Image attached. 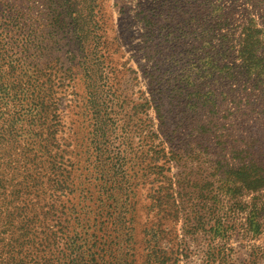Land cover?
I'll list each match as a JSON object with an SVG mask.
<instances>
[{"label": "rangeland", "instance_id": "374dc122", "mask_svg": "<svg viewBox=\"0 0 264 264\" xmlns=\"http://www.w3.org/2000/svg\"><path fill=\"white\" fill-rule=\"evenodd\" d=\"M208 1L211 18L207 16L196 23L194 36L185 40L190 44L195 39L193 43L204 49V54L211 53L210 83L221 106L217 113L211 109V119H198L203 124L211 122L207 133L199 136L200 147L191 143V126L181 123L179 133L185 148L180 164L171 167L174 181L179 174L186 179L176 196L178 219L175 225L163 226L172 227L159 242L163 258L151 260H164L167 264L175 260L176 264H264V179H257L264 178V0ZM145 3L146 0H0V38L6 39L2 41L6 45L1 56L4 59L0 62L4 64L1 74L7 86L19 85L28 95L54 91L52 101L58 106L64 127L60 136L65 144L62 149L67 153L65 159L76 162L75 166L67 165L73 187L69 204L76 205L85 197L83 189L76 185L82 165L73 158L78 151L74 133L79 107L88 98L87 93L93 97L92 84L96 86V77L92 75L90 81L84 82L81 76L79 50L69 33L70 12L73 9L80 16L83 53L89 61L99 59L94 71L105 75L101 83L97 82L96 103L110 98L106 90L116 91L126 112L133 115L130 109L135 103H140L143 97L150 99V88L142 75L147 62L142 50L145 32L134 17ZM192 4L195 11L206 13L205 0H194ZM184 6L183 11H187L186 5L180 7ZM57 7L62 23L50 35L49 18H54V24L57 12L52 9ZM147 9L150 14L155 10L152 5ZM167 47L163 46L164 54ZM95 49L100 54L94 55ZM107 51L109 58L102 61L108 57ZM203 53L198 51L197 55ZM189 60L173 64L168 73L178 79L182 73L194 75L205 68L201 65L205 60L197 65V60ZM17 62L19 66L8 68ZM25 81L27 84H23ZM166 84L169 93L172 80ZM230 88L236 90V95L229 94L222 103L223 96L219 94ZM5 110L11 111V107ZM137 119L142 122L135 121L137 130L133 124L131 134L145 133L150 126L148 120L153 122L154 130L158 126L152 109L142 112ZM193 134L196 136V132ZM120 135L118 131L111 136L114 153H119L114 160L115 168L122 165L120 172L115 171L120 173L128 210L136 209L134 216L140 224L145 213H149V219L153 216L152 209L146 206L147 193L160 183L158 177L151 175L156 170L149 168L150 156H143L148 151L147 145L144 143L142 152L139 149L134 159V151L123 152L124 148L118 147ZM136 143L137 138H133L131 150ZM185 150L191 154L184 153ZM140 161L142 164L136 169ZM82 205L91 203L86 200ZM134 236L139 243L142 235L138 227Z\"/></svg>", "mask_w": 264, "mask_h": 264}, {"label": "trees", "instance_id": "16d2710c", "mask_svg": "<svg viewBox=\"0 0 264 264\" xmlns=\"http://www.w3.org/2000/svg\"><path fill=\"white\" fill-rule=\"evenodd\" d=\"M193 1L146 0L142 10L134 15L145 32L142 50L147 62L142 67V75L150 88V99L143 97L140 103H135L130 109L133 115L126 112L116 91L106 90L110 98L106 102L100 101L99 105L96 103L97 82L101 83L105 75L97 69L94 71L99 59L89 61L83 53L84 32L80 16L71 10L69 33L79 50V70L84 82L90 81L92 75L96 77V86L92 84V89L97 92H93V97L87 93L88 98L76 116L74 135L78 151L73 158L82 165L76 185L85 195L81 199L84 201L76 205L68 203L73 187L67 166H75L76 162L65 159L67 153L62 149L65 144L61 143L60 136L64 127L58 106L52 101L54 91L28 95L19 85L7 86L1 74L4 64L0 65V264H167L164 260L153 261L151 258H163L159 242L172 231V227L164 229L163 226L167 223L175 225L178 219L176 196L180 195V185L186 179L177 174L174 181L171 167L180 164L185 148L179 133L181 123L191 126V143L200 147L199 136L207 133L211 122L203 124L198 119H211V109L217 113L221 106L210 83L211 53L204 54V49L193 43L195 39L190 44L185 40L194 36L196 23L207 16L211 18L210 1L205 0L208 8H203L206 12L203 14L192 8ZM182 4L186 5L187 11H183L185 6L180 7ZM149 5L155 8L151 14L147 9ZM58 9H52L57 12L54 24V18H49L47 33L50 35L62 23ZM3 40L6 39L2 36L0 62L4 60L1 58L6 45ZM166 44L168 50L164 54ZM198 51L203 56H198ZM100 52L95 49L93 54ZM108 58L109 53L102 61ZM188 59L197 60L195 65L205 60L201 64L205 68L194 75L182 73L178 79L172 77V72L168 73L173 64ZM16 66H19L18 62L8 68ZM170 80L173 84L168 93L166 82ZM235 92L232 88L226 93L221 92V102ZM8 106L11 111L5 110ZM148 109L154 111L157 128L154 130L153 122L148 120L150 126L145 133L131 134L132 125L137 130L136 124L142 122L137 119L138 115ZM118 131L121 133L118 147L124 148L123 152L126 149L134 151V159L139 155L138 150L142 152L147 145L148 151L140 156H150L152 166L149 168L156 170L151 175L158 177L160 183L147 193L146 206L152 209L153 216L149 219V213H145L140 224L134 216L136 209L129 212L127 199L122 194L120 173L116 172H120L122 165L115 168L117 162L114 160L119 153H114L115 142L111 136ZM133 138H137V143L131 150ZM184 153L191 154L186 150ZM141 164L142 161L136 164V169ZM257 179L264 178L258 176ZM86 200L91 206L82 205ZM136 227L142 235L139 243L134 236ZM171 264H176V260Z\"/></svg>", "mask_w": 264, "mask_h": 264}]
</instances>
